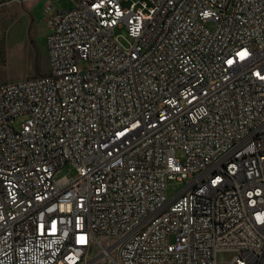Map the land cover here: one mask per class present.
<instances>
[{"label":"built area","instance_id":"2783aa9c","mask_svg":"<svg viewBox=\"0 0 264 264\" xmlns=\"http://www.w3.org/2000/svg\"><path fill=\"white\" fill-rule=\"evenodd\" d=\"M123 2L0 83V264H264V0Z\"/></svg>","mask_w":264,"mask_h":264},{"label":"rangeland","instance_id":"374dc122","mask_svg":"<svg viewBox=\"0 0 264 264\" xmlns=\"http://www.w3.org/2000/svg\"><path fill=\"white\" fill-rule=\"evenodd\" d=\"M56 8L68 10L74 8L76 0H51ZM141 0H130L129 3H121L122 7H128L131 2ZM24 0H0V83L8 80H18L29 76L44 73L48 69L46 49L44 47L45 26L37 31V38L28 36V18L23 6ZM205 26L213 30L214 23L207 22ZM34 32V31H33ZM32 34V33H30ZM113 36L118 42L127 46L130 39L127 30L123 26L114 30ZM32 41V42H31ZM81 67L86 65L84 60H78ZM23 117L16 119V126H19ZM175 155L180 160L184 159L181 149L175 151ZM181 184L172 181L166 182V193L173 194ZM173 240L172 237H170ZM219 255V261L222 260ZM227 261V260H226Z\"/></svg>","mask_w":264,"mask_h":264},{"label":"crops","instance_id":"0c3cea01","mask_svg":"<svg viewBox=\"0 0 264 264\" xmlns=\"http://www.w3.org/2000/svg\"><path fill=\"white\" fill-rule=\"evenodd\" d=\"M48 3L52 4L53 9H56L51 0H24L23 6L25 8V14L28 18V36L30 39L31 35H35L37 38L41 37L37 36V31H39L43 26H45L44 33L46 34V19L48 17L46 5ZM44 38L42 37V39Z\"/></svg>","mask_w":264,"mask_h":264}]
</instances>
